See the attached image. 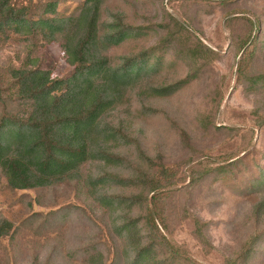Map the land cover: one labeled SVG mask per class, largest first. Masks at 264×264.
Masks as SVG:
<instances>
[{
  "label": "rangeland",
  "instance_id": "1",
  "mask_svg": "<svg viewBox=\"0 0 264 264\" xmlns=\"http://www.w3.org/2000/svg\"><path fill=\"white\" fill-rule=\"evenodd\" d=\"M50 1L63 19L75 16L84 0L18 5ZM112 15L149 27L142 37L108 48L113 64L155 46L164 24L176 18L209 52L196 80L174 95L144 100L136 91L102 116L118 139L109 143L110 152L125 164L86 163L73 180L31 190H11L1 180L0 218L11 229L0 240V264H264V0H105L103 23ZM248 20L259 30L251 31ZM254 37L247 49L255 47V54L240 67L237 49ZM165 51L167 67L144 73L151 85L190 73L188 61H171V46ZM27 55L52 79L73 73L59 42L9 33L0 37L1 80H7L6 67H17ZM130 138L146 158L166 164L161 176L177 186L162 204L159 234L145 221L156 168L147 167ZM202 161L209 166H199ZM189 162L196 167L186 169ZM197 171L210 174L191 185ZM129 180L137 184L124 185Z\"/></svg>",
  "mask_w": 264,
  "mask_h": 264
},
{
  "label": "trees",
  "instance_id": "2",
  "mask_svg": "<svg viewBox=\"0 0 264 264\" xmlns=\"http://www.w3.org/2000/svg\"><path fill=\"white\" fill-rule=\"evenodd\" d=\"M18 2L0 0V37L14 33L25 39L59 42L73 73L66 79H52L48 71L39 68L35 58L27 55L17 67L5 68L6 81H2L0 75V184L4 179L11 190L46 188L73 180L86 163L125 164V159L110 152L109 143L118 142V139L111 134V126L102 122V116L124 103L127 94L136 91V95L144 100L174 95L196 80L197 65L209 52L199 40L189 37L185 26L176 18L172 26L164 24V34L155 46L142 50L137 56H124L113 64L106 54L108 48L142 37L149 27L129 26L119 15H112V21L104 24L105 0H84L75 16L63 19L55 16V1L29 7L18 5ZM248 22L251 31L253 27L259 30L258 22ZM251 31L248 37L252 35ZM251 43H255V37L254 40L247 38L237 49L239 54L242 52L240 67L243 58L255 54V47L250 51L247 49ZM169 46L175 50L171 61H188L190 73L171 84L151 85L145 80L144 73L157 75L167 67L168 51L165 50ZM152 57V63L148 64ZM148 111L160 114L158 110ZM210 122L204 125L209 126ZM213 127L219 129L214 124ZM179 131L185 143H190L185 132ZM129 141L137 146L132 138ZM137 152L148 168H156L148 189L151 196L146 204L145 221L151 231L159 234L158 222L162 224L165 220L162 204L177 186L162 178L166 164L146 158L139 146ZM204 163L198 165L209 166ZM193 167H196L194 163L189 162L186 169ZM206 173L197 171L192 175L191 185H196V179L202 180L210 174ZM128 183L135 185L136 182L129 180L124 185ZM191 185L188 186L190 190L193 189ZM132 201L137 202L136 197ZM10 229L9 222L0 218V240ZM170 251L175 255L177 249L171 246Z\"/></svg>",
  "mask_w": 264,
  "mask_h": 264
}]
</instances>
